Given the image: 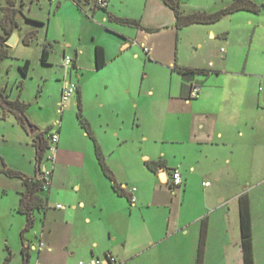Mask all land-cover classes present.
I'll return each instance as SVG.
<instances>
[{
  "label": "crops",
  "instance_id": "0c3cea01",
  "mask_svg": "<svg viewBox=\"0 0 264 264\" xmlns=\"http://www.w3.org/2000/svg\"><path fill=\"white\" fill-rule=\"evenodd\" d=\"M73 1L85 12L82 20L92 31L84 36V41L81 39L82 47L75 48L76 57L70 56L73 59L67 69L70 78L64 79L73 82L76 91L65 108L70 114L76 106L82 107L93 137L82 126L78 113V127H64L60 123L48 128L50 132L59 131L58 155L51 185L39 191L44 206L34 211L35 225L25 234L31 253L29 264L34 255V264H70L77 257L103 258L107 253L117 257L116 264H131L141 258L164 264H196L203 229L206 230L203 264H210V243L216 245L219 241L223 242L226 264H245L240 216L244 196L250 201L254 235L255 228H264V205L261 207L262 202L255 199L264 182V61L232 62L233 56L228 52L226 59L216 66L211 62H193L197 55L187 62L180 43V30L184 27L176 26L174 11L159 0H146L141 12L122 8L124 0H108L104 8L97 6L95 0ZM15 3L6 7L17 9ZM5 17V24L10 27L6 10ZM122 18L137 19L141 26L126 25L119 21ZM14 33L17 36L14 44L24 40L26 34L22 37L14 28L6 44ZM228 33L209 29L212 38L222 36L228 40ZM86 41L88 45L84 44ZM97 46L105 51L106 64L101 68L96 65ZM86 53L87 62L83 60ZM149 63L168 70L172 81L174 73L181 77L175 88L170 87L165 99L157 98L155 90L145 84ZM181 68L204 72L184 75ZM83 71L96 74V83L89 84L85 78L75 82L74 73L79 80ZM200 74L207 79L216 77L211 82L201 81ZM195 83L200 92L191 98L190 89ZM158 107L177 117L171 125L175 138H167L166 123L148 125V114H155ZM180 116H184V122L178 121ZM19 124L21 143L24 145L26 139L28 148L22 155H27L29 162L11 161L3 155L0 178L7 181L4 190L13 192L10 211L25 218L20 221L23 230L27 217L18 209L26 188L24 178L9 176L4 169L35 177L39 168L33 136L45 130L35 127L32 133L29 125ZM96 144L114 180L104 173ZM149 161L160 163L156 171L149 168ZM28 164L31 168L34 164V172L27 168ZM175 169L183 175L182 185L175 186L171 181ZM197 175L204 190L202 206H206L207 212L195 220L187 215L200 206L184 207L183 202ZM208 177L219 184L214 186ZM244 179L246 183L240 182L239 189L237 184L236 189H231L233 183H226ZM114 182L127 195L119 194ZM228 186L231 190L227 195ZM180 194L182 205H174ZM212 196L216 198L214 203ZM197 220H201V227L194 230ZM255 239V264H258ZM23 246L22 237L18 250L6 246L7 254L20 253V264Z\"/></svg>",
  "mask_w": 264,
  "mask_h": 264
},
{
  "label": "rangeland",
  "instance_id": "374dc122",
  "mask_svg": "<svg viewBox=\"0 0 264 264\" xmlns=\"http://www.w3.org/2000/svg\"><path fill=\"white\" fill-rule=\"evenodd\" d=\"M163 2L162 0H159ZM234 0H182V8L186 12H207L213 13L221 8L229 5ZM255 2L259 8V12L240 10L229 14L222 18L217 23L208 26L205 24H191L180 30V43L182 45L183 58L189 62L194 57L193 62L204 63L211 62L213 66L223 62L226 54H232V62H245L247 59L262 63L264 61V0H251ZM17 9H9L7 0H0V34L5 33L6 23L5 10L9 19L15 17V31L24 36L30 31H36L30 43L26 44L24 40L9 46V55L0 61V88H6L13 98L20 97L29 102L27 109V117L29 122L42 130H47L49 127H58L62 123L64 127H78L77 113L79 112L76 106L75 112H70L65 108L64 114L61 112L59 105L61 98V89L64 84V78H70L64 66V58L66 56L76 57L75 48H80L83 45L84 36L90 34L92 28L85 25L82 16L85 14L78 8V5L73 0H15ZM122 8L131 11H143L145 9L146 0H124L121 4ZM6 7V8H5ZM169 8V7H168ZM166 8V11H170ZM170 9V8H169ZM159 14V13H158ZM165 12V16H166ZM162 16V13L160 12ZM164 18V14H163ZM10 22V21H9ZM212 28L216 33L228 31V40L222 36L212 38L209 36V29ZM71 46H68V43ZM85 45L89 43L84 42ZM48 45L50 56L47 63L41 59L43 48ZM90 45H92L90 43ZM91 47V46H90ZM92 48V47H91ZM87 62V53L85 54ZM26 60H30V69L27 76L21 71ZM231 63V62H230ZM209 64V63H208ZM72 65H70L71 67ZM73 72L75 71L71 68ZM148 77L145 84L148 88H152L156 92L157 98L165 99L168 96L170 87H176V82L180 79V75L174 73L173 81L168 72L158 64L149 63L147 70ZM95 75L87 71L78 80L77 73H74V81L78 82L82 78L88 79L89 84H94ZM216 76H211L207 79L203 74L198 75L201 81L211 82L215 80ZM69 80V79H68ZM173 82V83H172ZM93 86V85H91ZM77 100V97L75 98ZM162 107H158L155 114H148V125H159L166 123L167 138H175L176 133L172 128L173 119L176 121V116L166 113ZM70 115V116H69ZM184 116H180V123L184 122ZM57 125V126H56ZM21 127L13 114H8L5 118H0V158L7 155L11 161L29 162L28 156L22 155V151L28 149L26 139L22 145L20 138L22 133ZM51 130V129H50ZM170 130V131H169ZM184 138L188 139V134ZM24 140V138H23ZM31 143V138H27ZM263 157V156H262ZM34 166V164H33ZM33 166L28 164L27 168H31L34 172ZM246 171V168L244 169ZM1 173V172H0ZM214 186L219 182L213 178L208 177ZM194 186L183 202L184 207L200 206L196 208V212H189L187 218L195 220L199 219L200 215L206 214V206H202L201 201L203 196V189L201 188V178L197 175L193 181ZM228 182V183H227ZM240 182L230 181L227 184L233 183V188L239 189ZM248 182V181H247ZM222 183H224L222 181ZM7 181L0 178V264H4L6 257L10 254L6 248L7 245L13 250H18L21 240L20 221H23L24 216L17 212L12 213L9 206L12 201V193L4 190L3 186ZM228 186L227 195L231 190ZM223 192V190H221ZM224 193V192H223ZM256 201L262 202L264 205V182L259 186ZM216 201L215 196L211 197V202ZM181 194L175 198L174 205H182ZM262 209V208H261ZM163 219V218H162ZM166 220V217H165ZM41 224L38 221V226ZM201 227V220H197L194 230ZM192 229V230H193ZM255 235L253 238L256 242V261L258 264H264V228H255ZM197 236V231L194 234ZM200 235V233H199ZM222 239L224 238V230H220ZM202 236V234H201ZM222 241L213 245L210 243L212 250L210 264H226L223 255ZM217 246V247H216ZM255 253V251H254ZM7 254V256H6ZM6 256V257H5ZM10 264H20L21 255L17 251L12 252ZM35 255L31 264L35 262ZM164 264L163 261L137 259L131 264ZM79 258L70 264H78Z\"/></svg>",
  "mask_w": 264,
  "mask_h": 264
},
{
  "label": "trees",
  "instance_id": "16d2710c",
  "mask_svg": "<svg viewBox=\"0 0 264 264\" xmlns=\"http://www.w3.org/2000/svg\"><path fill=\"white\" fill-rule=\"evenodd\" d=\"M10 5L14 4L15 0H7ZM163 2L169 6L175 13L176 16V26L178 28H183L185 26L194 24V23H213L219 21L225 15L239 11V10H249L259 12V6L251 1V0H234L229 5L221 8L220 10L207 13V12H186L182 8L181 0H163ZM7 14V13H6ZM15 16V15H14ZM12 16L11 18V26L8 27L4 23V29L6 36L0 34V61L9 55V45L6 44V39L8 36L13 32L15 27V17ZM8 18V17H7ZM10 20V19H9ZM122 23L131 26H141L140 21L137 19H130V18H122L119 19ZM149 31L154 29L147 28ZM36 31H30L26 33L24 37V42L26 44L30 43L31 38L35 35ZM96 65L98 68L103 67L106 64V57L104 48L101 46L96 47ZM50 51L48 45L43 48L42 51V61L47 63L49 60ZM30 60H26L25 64L21 66L22 73L27 76L30 69ZM181 73L184 75H192L198 72H204L203 69H189V68H181ZM30 103L26 102L25 100L21 99L20 97L13 98L11 93L6 88H0V118H5L8 114H13L17 120L24 126L28 127V125H32L27 117V109ZM79 120L83 127L87 130V132L93 137L91 126L87 118L84 116L82 112V107L79 106L78 112ZM35 128L34 125H32ZM49 135L50 129H47L42 132H37L33 136L34 144L37 151V164H38V174L35 177L27 176L19 171H15L12 169H4V171L13 177H23L25 183V190L23 191L21 203L19 206V211L26 214L27 220L26 224L21 231V237L23 239V263L22 264H29L31 253L28 245L25 243V234L31 230L35 225V217L34 211L36 209H40L44 206L43 199L39 195V191H43L42 187V179L41 175V161L48 150L49 147ZM97 148V156L99 161L102 165L104 173L112 180H114V175L109 166L107 165L105 156L103 155L100 147L96 144ZM160 164L158 162L149 161L148 165L153 171L157 170V165ZM115 190L121 195H127L126 191L121 187V185L117 182H114ZM240 216H241V233H242V246L244 250V261L245 264H255V255H254V240H253V227L251 221V210H250V201L248 196H244L241 200L240 206ZM205 239H206V230L203 229L200 248H199V255L196 264H203L204 259V251H205ZM11 253L6 257L4 264H9L11 261Z\"/></svg>",
  "mask_w": 264,
  "mask_h": 264
},
{
  "label": "built area",
  "instance_id": "2783aa9c",
  "mask_svg": "<svg viewBox=\"0 0 264 264\" xmlns=\"http://www.w3.org/2000/svg\"><path fill=\"white\" fill-rule=\"evenodd\" d=\"M86 1V0H84ZM95 4L99 7H107L108 0H95ZM148 51V48H146ZM73 59L70 56H66L64 59V66L66 70L72 64ZM76 85L71 82L70 80H64L63 89H62V97L60 101V110L61 112L64 110L67 102L70 98L75 94ZM200 86L198 84H193L189 96L191 98H195L199 95ZM60 126V123L58 124ZM58 142H59V131L53 130L50 132L49 135V147L47 152L45 153L40 168H41V179L43 181L42 187L43 189L48 188L52 182V175H53V168L55 162L57 160L58 155ZM171 181L175 186L182 185L184 182L183 175L179 169L173 170L171 173ZM209 183H207L208 185ZM61 207V205H59ZM117 257L113 253H107L105 257H91L88 259H81L79 260L78 264H116Z\"/></svg>",
  "mask_w": 264,
  "mask_h": 264
},
{
  "label": "water",
  "instance_id": "95a60500",
  "mask_svg": "<svg viewBox=\"0 0 264 264\" xmlns=\"http://www.w3.org/2000/svg\"><path fill=\"white\" fill-rule=\"evenodd\" d=\"M16 34L14 33L8 40L7 43L10 45H13L16 42ZM31 132L33 133L36 129L32 127V125H29ZM163 178L165 179L164 175Z\"/></svg>",
  "mask_w": 264,
  "mask_h": 264
},
{
  "label": "flooded vegetation",
  "instance_id": "af4514ba",
  "mask_svg": "<svg viewBox=\"0 0 264 264\" xmlns=\"http://www.w3.org/2000/svg\"><path fill=\"white\" fill-rule=\"evenodd\" d=\"M16 15V14H15Z\"/></svg>",
  "mask_w": 264,
  "mask_h": 264
}]
</instances>
